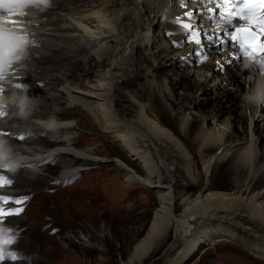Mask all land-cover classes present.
Wrapping results in <instances>:
<instances>
[{
	"label": "bare ground",
	"instance_id": "6f19581e",
	"mask_svg": "<svg viewBox=\"0 0 264 264\" xmlns=\"http://www.w3.org/2000/svg\"><path fill=\"white\" fill-rule=\"evenodd\" d=\"M212 7L197 0L186 7L180 0H55L52 8L61 13L28 8V16L8 17L23 20L33 42L0 81L7 86L0 94H17L22 106L0 104L6 112L0 133L16 137L0 138L23 158L15 171L0 170L12 181L0 193L37 195L112 164L125 183L151 193L157 204L129 259L119 264H202L225 243H237L264 261V106L249 107L237 93V72L246 76V84L253 78L259 86L264 65L259 59L236 60L230 47L218 48L219 41L209 47L205 41L207 68L196 59L200 46L186 42L184 30L174 23L186 10L205 13ZM195 22L213 37L222 38L232 27L218 15H197ZM158 24L166 45L153 53ZM66 61L70 68H57ZM190 109L199 115H187ZM82 132L101 140L96 148L75 147ZM101 147H117L123 159L103 158ZM168 156L178 165L162 173L154 162ZM212 165L219 167L215 175ZM57 166L58 175L50 177ZM77 238L64 239L89 253L104 251L85 236ZM21 258L3 264H42L40 250Z\"/></svg>",
	"mask_w": 264,
	"mask_h": 264
},
{
	"label": "rangeland",
	"instance_id": "374dc122",
	"mask_svg": "<svg viewBox=\"0 0 264 264\" xmlns=\"http://www.w3.org/2000/svg\"><path fill=\"white\" fill-rule=\"evenodd\" d=\"M66 6L72 7L69 3ZM82 6L78 5L77 7L81 8ZM47 11L52 14L61 13L59 8L52 7ZM52 18H56V15H53ZM44 20H48V17ZM160 29V24L154 29V37L156 41L158 40V45L156 44L157 46L154 47L153 53L165 48L164 45H166V43L162 44V40L158 36ZM184 46L187 45L184 44ZM191 46L195 45L192 43ZM173 49L171 47L170 50L173 51ZM214 58L212 57V59ZM208 62V59L203 62L207 68L210 67L207 65ZM48 65L45 62L43 67ZM54 66L56 64L50 65L51 68ZM58 66L61 69H66L70 68L71 64L66 61L57 64V68L60 69ZM213 69L214 67H212ZM191 70L195 73L198 71L195 67ZM239 72H237V76L240 78L241 87L237 93L238 99L242 100L245 92H250V90L252 92L258 87V82L251 78L246 84V76L240 75ZM214 74L211 72L212 76H215ZM31 93L34 94L35 92L32 91ZM214 93L212 92V95ZM186 114L189 116L199 115V110L190 109ZM228 114L233 115V110ZM81 135L83 137H79V141L75 145L79 149L96 148L101 141H95L96 137L85 135L83 132ZM45 142L42 140V143ZM100 149L102 150L100 155L105 159H123L118 155L117 147H101ZM159 161H161V166H159ZM176 162L168 156L167 158L161 157L154 163L157 165V169L164 173L169 171V168L175 170L178 165ZM215 166H211L210 174H217L219 167L217 169ZM55 168V171L49 173L50 177L58 175L60 166ZM55 185L56 188L53 189L50 186L51 188L38 190L37 195H22L26 198V202L23 203L24 211L21 213V217L16 221L9 220L3 223L13 228L14 233L18 236V240L10 249L18 254L17 262L24 261L21 257L27 254L32 255L39 250L42 264H119L128 260L136 241L144 235L149 226L151 213L157 208L154 196L138 185L125 183L122 171L112 164L92 168L68 183ZM198 189L199 187L193 189V193L197 192ZM68 235L74 237L76 241H78L77 237L85 236L91 245H98L104 251L94 250L89 253L86 249H80L76 242L72 241L70 244L71 240H65L64 238ZM241 237L244 238V236ZM246 239L250 241V238L246 237ZM251 242L254 241L251 240ZM66 245L67 248L63 249V246ZM200 258H202L201 255L193 263L199 261ZM204 258L202 264H264V261L253 256L237 243L236 245L225 243L218 249H213L211 254ZM7 262L14 263L10 260L5 261V263Z\"/></svg>",
	"mask_w": 264,
	"mask_h": 264
},
{
	"label": "snow or ice",
	"instance_id": "6c2138e0",
	"mask_svg": "<svg viewBox=\"0 0 264 264\" xmlns=\"http://www.w3.org/2000/svg\"><path fill=\"white\" fill-rule=\"evenodd\" d=\"M14 0H2L0 2V61H2L5 55V35L8 36L9 43L7 47V55L11 56L15 53L16 46L14 40L18 39L12 33H6L4 25L6 23H17L8 19V12L4 10L3 4L7 3L11 5ZM191 0H180V6L186 7ZM197 3L203 6L204 4H211L214 7L208 8L205 13H195L192 11L183 12L174 21L179 25L185 33L186 42H192L197 46H203L205 41H208V46L211 47L212 43L219 41L216 46L222 48L228 41L232 42V46L237 48L239 53L247 59H256L259 57L258 63L264 65V0H197ZM217 8H223V11L217 12ZM199 15L201 19H211L212 16L218 15L219 20L225 21L229 25H232V30H224V35L227 40L222 39L219 35L215 37L209 35L202 24L195 22L196 16ZM239 21V23H237ZM215 31V29H213ZM198 57H201V63H203L207 56L199 50L195 53ZM236 60L239 56L235 57ZM0 81H3V77H0ZM18 88H23L24 85H16ZM7 90V86L0 83V93ZM23 103V101H21ZM6 117V112L2 110L0 106V118ZM0 135H12L15 134L0 133ZM19 139H24L20 136ZM5 169L0 167V170ZM12 181L8 180L5 176L0 175V187L7 184H11ZM26 198H11L7 196H0V205L15 203L21 205L25 202ZM24 211L23 208L17 207L15 209H5L0 207V222H3L6 217L13 215H19ZM15 242V237L11 235L10 229L0 228V264L4 261L10 260L15 262L19 259V256L14 251H6V246L12 245Z\"/></svg>",
	"mask_w": 264,
	"mask_h": 264
},
{
	"label": "clouds",
	"instance_id": "9594fccd",
	"mask_svg": "<svg viewBox=\"0 0 264 264\" xmlns=\"http://www.w3.org/2000/svg\"><path fill=\"white\" fill-rule=\"evenodd\" d=\"M54 2L55 0H14L11 5L5 3L3 7L8 12V17H24L29 15V12L25 11V9L33 8L42 13L54 6ZM24 24L25 22L20 20L12 25L8 23L4 25L6 33H12L18 39L14 40L16 46L15 53L9 56L7 55L9 39L7 35L4 37L5 55L2 61H0V77H3V79L14 63H18L24 59L28 46L33 42L30 39V29L24 27ZM248 66L245 65V67ZM243 100L249 107L259 109L261 106H264V77H261L259 86L254 91L245 92ZM0 104H14L22 107L20 105V97L15 93L11 96L0 94ZM22 159V156L14 145L6 139L0 138V167L9 171H15L20 166Z\"/></svg>",
	"mask_w": 264,
	"mask_h": 264
}]
</instances>
